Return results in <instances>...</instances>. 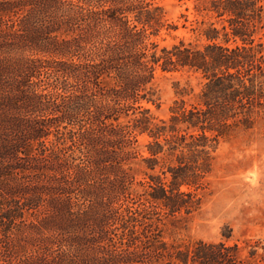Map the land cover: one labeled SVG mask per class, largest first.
I'll return each instance as SVG.
<instances>
[{"label":"trees","instance_id":"1","mask_svg":"<svg viewBox=\"0 0 264 264\" xmlns=\"http://www.w3.org/2000/svg\"><path fill=\"white\" fill-rule=\"evenodd\" d=\"M175 1L202 44L154 42L176 30L154 0H0V264H264L259 241L165 239L264 112V0ZM157 70L200 81L166 120L141 105Z\"/></svg>","mask_w":264,"mask_h":264},{"label":"rangeland","instance_id":"2","mask_svg":"<svg viewBox=\"0 0 264 264\" xmlns=\"http://www.w3.org/2000/svg\"><path fill=\"white\" fill-rule=\"evenodd\" d=\"M154 4L162 8L165 24L176 26V30L164 27L151 36L160 47H169L181 39L203 43L199 36L204 27L200 24L202 17L194 12L192 2L154 0ZM261 54L264 60V46ZM153 89L156 102L141 105L155 120H166L173 102L182 97L181 89L188 94L182 98L190 102L200 89V81L184 72L157 70ZM146 141V136L138 138L140 151L144 150ZM215 156L209 190L204 193L200 208L182 221L181 229L165 239L182 248L196 241H227L241 247L247 241H259L264 246V112L254 118L251 128L239 129L221 141ZM135 175L137 179L143 178L141 166L135 167ZM261 253L259 249L258 254ZM241 256L247 257V251L243 250Z\"/></svg>","mask_w":264,"mask_h":264}]
</instances>
